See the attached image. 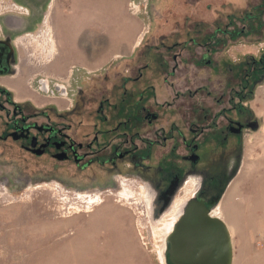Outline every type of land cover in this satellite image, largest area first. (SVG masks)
Instances as JSON below:
<instances>
[{
  "label": "flooded vegetation",
  "instance_id": "obj_1",
  "mask_svg": "<svg viewBox=\"0 0 264 264\" xmlns=\"http://www.w3.org/2000/svg\"><path fill=\"white\" fill-rule=\"evenodd\" d=\"M64 1L79 31L89 33L92 23L83 13H88L90 0H60ZM136 1L128 0L132 13ZM149 1L150 21H166L160 33H152L151 21L134 40L132 54L120 53L112 64L95 69L92 40L88 43L83 36L79 43L85 63L71 64L65 74L54 77L28 79L17 34L0 23V155L10 154L18 164L27 163L29 156L52 162L60 175L70 179L105 178V191L116 189L121 178L143 181L155 194L157 216L192 181L198 184L192 197L205 200L211 213L243 161L246 136L263 127L256 102L264 88V49L248 52L240 61H221L230 75L219 77L213 86L203 81L193 85L188 76L179 74L189 66L213 67L219 73L217 47L224 43L227 47V41L251 31L250 20L260 18L253 10L264 14V0L238 17L242 25L208 29L199 26L210 20L187 11L188 0H161L173 5L178 19L156 9L159 0ZM195 4L198 12L219 16L223 7L237 8L233 2L216 0ZM6 17L4 24L10 29L24 25L19 15ZM103 39L107 54L110 43ZM33 92L68 104L40 102ZM91 184L78 188L91 190Z\"/></svg>",
  "mask_w": 264,
  "mask_h": 264
},
{
  "label": "rangeland",
  "instance_id": "obj_2",
  "mask_svg": "<svg viewBox=\"0 0 264 264\" xmlns=\"http://www.w3.org/2000/svg\"><path fill=\"white\" fill-rule=\"evenodd\" d=\"M191 1L195 4V0ZM136 2L139 9L135 8V13L129 10L128 0H110V6L106 4L107 13H104V18H99L104 22L103 27H111L110 48L108 54L104 52L102 62L92 65L94 69L112 64L119 59L120 53L132 54L134 40L151 21L152 33H160L166 21L156 17L150 21L152 7L149 0H141L140 4L138 0ZM259 2L241 0L238 5L234 4L237 8L223 7L221 16L214 12H198L197 4L193 5L195 12L191 11L192 8L188 12L210 20L209 24L199 27H232L235 23L242 25L238 17ZM155 7L164 15L173 13L174 19L180 18L177 12L172 11L170 2L159 0ZM96 8L94 4L95 11ZM87 9L89 14L83 13V17L90 19L91 5ZM253 13H258L260 18L250 20L248 30L251 31L227 41V47L225 43L217 47L215 59L221 66L219 73L213 67L195 69L189 66L183 69L179 78L188 76L193 85L203 81L213 86L219 77L223 79L230 75L221 61H240L248 52L263 50L264 14L258 10H253ZM11 14L24 18L21 28L10 29L11 26L4 24L6 16ZM46 17L50 18L51 25L45 22ZM96 17L95 13L93 23ZM215 17H219L217 22L211 21ZM66 20L71 24L60 32L61 23ZM0 23L4 29L16 33L17 39L23 38L17 45L28 79L62 75L71 64L85 63L80 52H69L60 45V34L64 33L65 40L71 43L77 39L75 43L79 46V38L84 36L77 28L67 1L0 0ZM82 25L85 26L84 21ZM190 25L196 27L195 23ZM52 38L56 48L53 55L50 54ZM40 41L46 46L44 55L38 44ZM90 41L91 38L88 43ZM152 41L157 42L156 39ZM33 94L40 102H57L61 107L68 104L64 99ZM258 103L263 127L246 136L243 161L237 166L236 176L220 202L227 217L224 220L233 228L232 264H264V88L258 91ZM60 174L52 162L37 161L29 156L27 163L18 164L10 154L0 155V264H162L158 258L161 241L143 202L146 183L132 180L133 193L130 198L123 199L116 195L120 185L105 191V178L90 182ZM91 183L95 187L91 190L78 188ZM97 192L102 193L101 200L94 203L88 202L89 196H79ZM179 195L184 193L181 191Z\"/></svg>",
  "mask_w": 264,
  "mask_h": 264
},
{
  "label": "water",
  "instance_id": "obj_3",
  "mask_svg": "<svg viewBox=\"0 0 264 264\" xmlns=\"http://www.w3.org/2000/svg\"><path fill=\"white\" fill-rule=\"evenodd\" d=\"M206 202L190 198L167 238V264H232L233 242L219 216L207 212Z\"/></svg>",
  "mask_w": 264,
  "mask_h": 264
},
{
  "label": "bare ground",
  "instance_id": "obj_4",
  "mask_svg": "<svg viewBox=\"0 0 264 264\" xmlns=\"http://www.w3.org/2000/svg\"><path fill=\"white\" fill-rule=\"evenodd\" d=\"M132 5H133L134 10L135 8L137 10L139 9L137 3H133ZM45 22H48V24L51 25L49 17L45 18ZM22 41H23V38L17 39V44L18 43L21 44ZM54 43H55V40L52 38L53 45H52V53H50L51 55H53V52L56 49ZM38 44L40 46V50L42 54L43 55L46 54V46L42 44V41H40ZM132 183H134L132 180L127 181L126 179L121 178L120 190L117 192L116 195L122 197L123 199L128 198V197L130 198L133 193V189L131 186ZM143 187L145 188V191H146V197L143 200L144 206L146 208V212L148 216L151 218V222H152L154 229L157 231V236L161 241V244L158 249V258L162 264H167V260H166L167 238L170 235V233L173 231L176 221L179 219V217L184 212L187 201L189 200L190 197H192V195L197 190L198 184L194 185L192 184V181H189L182 189V192L184 193V195L182 196L178 195L174 199L172 205L168 207L164 213L158 216H157V209H156V202H155V194L153 190L147 185H144ZM101 194L102 193L100 192H97L96 194H92V195L87 194V193H83V194L81 193L79 194V196H85V197L89 196L88 202L94 203V202L101 200ZM210 214L219 216L222 219L225 218L227 220V217L222 209V204L215 207ZM228 226L230 228L229 230L232 236L233 228L229 222H228Z\"/></svg>",
  "mask_w": 264,
  "mask_h": 264
},
{
  "label": "crops",
  "instance_id": "obj_5",
  "mask_svg": "<svg viewBox=\"0 0 264 264\" xmlns=\"http://www.w3.org/2000/svg\"><path fill=\"white\" fill-rule=\"evenodd\" d=\"M95 1V3H93ZM218 4H222V3H228V2H233L234 4H237L240 3L241 0H216ZM189 2V5L187 6V11L189 8H192L191 11L193 10V12H195V9H194V2H192L191 0H188ZM108 3V5L110 6V0H91L90 2V5L92 7V14H91V17L92 18H88L89 20L92 19V30L87 33V32H83L85 38L87 40H89L91 38L92 40V47H91V58H92V65L94 64H97L99 62H102L103 61V57L105 56V53H104V49H103V44H104V40L103 38H107L108 42L110 41L109 39L111 38V27L110 26H105L103 27L102 25L104 24V22L100 20L99 17H103L104 18V13L106 12L107 13V10L108 8L106 7V4ZM94 4L97 6L96 8V11L94 10ZM192 5V7H191ZM87 13V11H86ZM95 13H96V22L93 23V16H95ZM105 13V14H106ZM89 14V12L87 13ZM109 15V13H108ZM71 23L69 22V20H66L65 22H62L61 23V26H60V32H62V30H67V26L70 25ZM62 36L64 37L62 39ZM60 45H61V48H66L69 50V52H80L82 51L83 48H81V46L79 45H76L75 41L77 39H75V41L73 43L71 42H68L65 40V34L63 33V35L60 34ZM96 40V42H95ZM107 43V42H106ZM134 44V43H133ZM109 51V49H108ZM108 51H107V54H108ZM76 57V56H75Z\"/></svg>",
  "mask_w": 264,
  "mask_h": 264
}]
</instances>
